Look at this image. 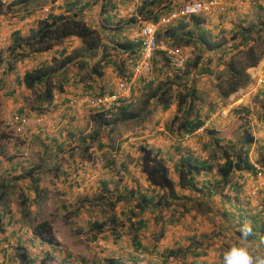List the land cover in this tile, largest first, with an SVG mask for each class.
Instances as JSON below:
<instances>
[{
  "label": "crops",
  "instance_id": "0c3cea01",
  "mask_svg": "<svg viewBox=\"0 0 264 264\" xmlns=\"http://www.w3.org/2000/svg\"><path fill=\"white\" fill-rule=\"evenodd\" d=\"M2 1L9 2L11 0ZM186 1L188 0H139L133 3V0H47V2L45 0H28L21 3L20 6L23 8L21 14H18V12L11 14L12 9L10 13L3 14L0 12V31L4 32L11 29V24L18 22V19L14 17L15 14L21 15L22 19L20 20L26 24V30L30 31V28H33L35 24L37 25L38 19L45 18L49 12L54 14L76 13L88 25L99 30L102 44L107 48L108 45H116L117 42H122L125 39L136 42L133 38L134 33L140 25L152 20V18L143 19V15L139 11L142 5L143 9L152 11L151 15L149 14L150 16L158 14V17H160L178 8ZM219 1L224 6L222 14L220 12L211 15L199 14V21L197 22L192 21L191 16L179 18L174 20L168 28L157 33L159 49L154 52L151 73L134 79L133 95L130 101H135L151 80L154 84L159 82L170 84L171 82H184L186 85L185 87H177L172 91V102L168 109H156L150 116L148 115L147 119L143 113V120L134 119L125 124H119L120 126L114 132L112 138L100 141L103 143L102 146L96 144V146L87 148L76 141L82 134L92 135L94 129L91 115L95 110L91 111L89 108L77 105L70 108L72 110L68 114V112H61L60 108L67 104L69 99L78 94L81 95L86 89H90L94 94L111 92L122 75L110 65L106 67L101 77L92 79H89L85 70L77 64L62 68L57 73L56 83L58 86L54 89L51 100L42 102L43 112L47 114L46 122L27 128L22 136L25 143L17 149L21 152L25 147L27 149L32 148V138H35L38 143L35 144L33 150L38 152V161L31 162L28 160L18 163L13 159L15 151L6 155V158L12 157L10 161L7 160L5 164H3V160L0 161V183L13 185L7 205L0 207L1 222L5 224L4 230L11 235L4 238L2 234H5V232L0 234V264H12L9 261L10 257L3 255V247L11 244L10 237L15 236L18 241L25 239L26 236L17 230L20 226V231L26 233V235H32L37 240V237L30 231L31 229L29 230L24 225V219L22 220L25 205L30 211L29 217L32 216L37 222L41 220L50 222L52 213L56 210V214L60 217V223L54 224L52 221L50 225L67 226V224L75 223L81 217L87 219V221L89 218L91 223L104 220V216H106L105 211L102 210L104 199L113 203L117 202L118 207L122 206V214L118 213L116 220L123 219L127 226L125 228L124 226L122 228L116 226L110 229L107 226L109 230H104L101 235L105 239L109 237V240H111L110 238H113L118 243L124 242L127 244L126 246L131 248L129 258L132 257V260H128V263L223 264V257L220 258L226 250V248L224 250L223 245L219 248L218 257H220L213 258L212 262L208 258H202L203 253L198 256L189 253L190 248L201 252L203 247V244L200 243L201 240L194 242V238H192L191 242V237L196 236L195 226H198V222H202L203 215L205 216L207 213L206 211H200L197 204L191 206L187 201L192 197L196 200L199 199V201H194L196 203H206L204 201L208 199L207 196L215 194V187L220 181L215 171L210 173V170H202L200 171V177H198L200 172L197 174L195 179L197 190L181 189L176 185L177 199L170 206L163 207V210L160 206L153 205H146L143 210L136 209V202L144 195L149 196V193L154 190L146 181L140 168V145L153 148L165 159L174 182H177L175 165L181 157L191 155L196 158H206L202 152V150L205 152V149L208 148V141L202 140V136L206 131H193L178 136L172 134L167 128V125L171 122V117L178 112V91L184 93L195 89L197 102L199 101L195 106V111L201 116L205 111L211 112L201 119H206L210 114L214 115L223 105L231 104V113L236 112L239 114L237 117H242L244 121L246 118L247 125L252 127L251 133L255 135L253 149L255 148L256 152L264 150V120L259 119L260 110L259 112L254 111L260 105V102L258 104L255 98L262 97V94L259 93H262V90L264 92V86L257 92L247 93L248 84L246 87L232 93L228 98L223 99L218 92L213 75L214 71L222 68V62L234 52L233 46L236 39L232 40L231 35L235 32V24L241 23L250 27L259 26L260 22L264 20V0ZM17 7L13 6V8ZM44 8H49V12H45ZM167 30L175 32V35L172 33L173 36H170V34L165 33ZM23 32H25V29H22L20 34ZM177 36L188 38L191 41L188 45L179 46V49L187 56L186 66L175 69L170 66L165 57L163 48H166V45L163 42ZM9 41L10 38L8 37L5 43L8 45ZM80 45L79 39L75 37L68 38L63 44L49 51L28 56V60H26L27 58L24 59L23 65H20L23 66L22 69H19L17 64L10 67L7 63L10 69L5 75L3 73V76L7 79L6 82H3V85H0L2 90L0 95L3 94L7 84L12 85V91L13 89L23 91L26 88L22 83L19 84L18 79L23 76L25 71L37 67L42 62H50L53 57H59L62 52L68 54ZM103 52L101 50L98 57L91 59L89 63L97 61L98 58L102 57ZM115 55L116 57L112 63H120L122 70L131 73L134 64L133 56H130L126 50L122 53L118 48ZM8 60L10 62L9 58ZM5 63H0V67L3 68ZM248 72L251 78L253 75H264V58L256 66L249 68ZM3 76L0 75V80ZM88 84H92L91 87H88ZM18 91H14L9 97H4L9 98L10 105L17 101V110L22 108L20 110L22 112L25 109V101H29V95L26 90L23 95L21 92L19 94ZM121 104L125 103L120 101L116 104L114 110H116V107L120 108ZM243 113L246 114L245 118ZM229 119L231 120V118ZM229 119L216 118L213 127H221L216 129L222 132V135L228 136L231 133L224 134V131L230 128V126H227L230 123ZM59 121L60 123H58ZM234 125L235 123L231 127H234ZM105 127H103L102 132H108L111 129ZM186 135L188 136L185 137ZM209 143H211V140H209ZM70 152H72V155H69ZM82 154H84V157ZM96 155L100 157H95ZM243 173L237 172L238 178L244 179L243 183H247L249 179H255L258 176L250 173L243 176ZM154 191L159 194L163 193V190L158 188ZM24 199H26V202ZM97 200H100V202ZM221 200L222 198L219 197V201ZM95 201H97L96 205L93 204ZM208 201L210 202V199ZM190 203H192L191 200ZM262 203L264 204V198H262ZM184 205L190 208L188 212L184 210ZM96 208L101 212V217L95 219L91 215L96 212ZM212 210L214 209L210 210V214ZM226 211L225 215L235 218L234 221L239 226L244 222L241 219L244 217V211L239 204L234 203L233 212L227 213ZM251 213L250 218L254 214H260V218L263 219V213L255 208ZM122 215H124V218H120ZM161 216H163V219ZM140 219H143L144 224L138 229V242L135 243L130 234L134 231L131 226ZM221 225L223 232L218 234L221 235V238L227 239V236H229L230 245L241 241L240 233L236 229L239 228L238 226L234 227L225 221H221ZM159 226L161 228H158ZM253 228L260 233L258 235V238H260L263 234L260 231V226L257 228L255 225ZM158 229H163L164 233L162 238L156 241L152 233ZM125 235L126 238L123 239ZM54 236L57 242L60 243L62 237L56 232ZM186 238L187 243H185ZM221 248L223 249L221 250ZM150 249H154L152 253L144 251ZM251 249L257 251L254 250V247H251ZM163 250L165 253L167 250H175L183 253V255H173L165 258L160 253ZM139 252L147 254L144 258H140ZM151 255L155 258H150ZM11 259L14 264H20L13 257ZM157 260L159 261L154 262Z\"/></svg>",
  "mask_w": 264,
  "mask_h": 264
},
{
  "label": "trees",
  "instance_id": "16d2710c",
  "mask_svg": "<svg viewBox=\"0 0 264 264\" xmlns=\"http://www.w3.org/2000/svg\"><path fill=\"white\" fill-rule=\"evenodd\" d=\"M28 0H11L9 2H3L0 0V11L3 7H7L9 10L13 6H18V9H23L20 5L22 2ZM143 15V19L152 18L156 20L158 14L150 16L152 11L146 10L145 8L139 9ZM150 14V15H149ZM198 15L191 16L192 21H199ZM134 21V19H133ZM165 33L170 36L175 35V32L167 30ZM173 33V35H172ZM13 44L9 47V59L11 62L9 66L12 67L14 60H19L24 55L30 53H43L59 46L65 42L68 38H77L80 40L81 45L74 48L70 53L62 54L59 57H53L50 62H42L37 67L27 70L23 76L18 79L19 84H23L28 90H35L37 93V103L35 104L38 111L37 114H43L44 106L42 102H49L53 96V91L58 86L56 83L57 73L69 65L74 66L77 64L80 68L84 69L88 78L101 77L107 66H112L113 69H117L121 76V80H130L131 73L122 70L120 63H112L116 57V49H120L123 53L125 50L133 56L134 64L138 59L140 52V45L138 42H130L127 39L122 42H117L116 45H108L104 47L102 44V37L97 28L88 25L85 20L75 14H54L49 12L45 18L38 21L36 27L30 29V33L27 36H21L19 31L13 32L12 35ZM231 39L235 40L236 43L233 46L234 52L222 62V68L215 75V84L221 98L226 99L232 93L236 92L240 88L246 87L252 81L248 69L256 66L264 58V20H262L259 26H246L237 24L235 26V32L231 35ZM158 40V38H157ZM190 39L177 36L167 42H163L166 47H179L181 45H188ZM103 50L102 57L98 58L97 61L89 63L91 59L98 57V53ZM64 53V54H63ZM133 64V65H134ZM87 67V68H86ZM83 78V77H82ZM60 85V84H59ZM92 84H88L91 87ZM186 83L181 82H159L154 84L151 80L146 85L143 92L140 93L139 97L135 101L122 100L120 108L114 105L111 109L101 108L96 110L91 115V119L94 123V134L91 135V140L102 146V131L104 126L111 124H125L126 122L134 119L143 120L142 118H148L156 109L166 110L172 102V91L177 87H185ZM90 90V89H86ZM15 90L13 89V92ZM263 94V90H262ZM194 96L193 91H186L184 93L178 91L177 104L178 112L171 117V122L167 125L168 130L175 135L189 134L198 128L204 119L194 109ZM21 110V109H19ZM18 113H22L18 111ZM144 113V117H142ZM259 119L264 120V100L261 103L260 112L258 114ZM243 118H238L236 126L239 127L243 122ZM97 129H99L97 131ZM232 133L231 128L224 131V134ZM242 139L241 137H239ZM220 138H214V143L211 140L213 148L219 149ZM253 138L251 135L246 134L239 146L233 145L228 146L222 150L221 158L224 159L215 168V174L219 180L226 183L230 182L231 175L237 172H248L250 174L257 175L254 171L252 161L249 156L250 146ZM92 142V143H93ZM229 143H232L231 141ZM215 150H211L209 154L211 157L196 158L191 155L181 157L178 163L175 165V171L177 174V182H174L170 176L169 168L164 158H162L158 152L147 145L139 146V163L142 173L145 176L148 184L155 189L163 190L162 194L155 192L154 190L149 193V196L144 195L141 199L136 202V209L143 210L146 205L153 206H170L176 199L175 186H179L181 189L197 190L196 176L202 170H210L212 168L211 159ZM220 182V181H219ZM234 188L233 184H227ZM36 186V185H34ZM13 185L0 183V207L7 205V200L10 195ZM23 201V199H22ZM26 202V199H24ZM110 201V200H109ZM100 202V201H99ZM188 204L190 200L188 199ZM161 203V204H160ZM200 203V202H198ZM205 205V203H203ZM184 210L188 212L190 208L183 206ZM183 210V212H185ZM182 212V213H183ZM22 220L27 221V226L31 227L32 232L35 236H38L42 241L55 244L57 240L52 234V228L47 220H41L39 222L29 218L30 211L25 205L23 208ZM254 223L260 225V231L264 232V219H261L258 214H254L251 218ZM1 222V217H0ZM143 219H140L136 224L131 226L134 231L130 232L132 239L135 243L138 242L139 232L143 226ZM103 224L98 221H93L90 224V228L87 230L88 235L91 237L96 236L102 230ZM163 229H158L152 233L154 239L158 241L163 236ZM154 249L144 250L149 253ZM193 256L200 255L201 252L193 251L190 252ZM185 254V253H184ZM180 256L183 253L175 250H167L162 257L169 258L170 256ZM15 257L20 264H32L34 259L30 257L25 249H20ZM184 257V256H181ZM114 264H121L118 259L111 258L108 260Z\"/></svg>",
  "mask_w": 264,
  "mask_h": 264
},
{
  "label": "rangeland",
  "instance_id": "374dc122",
  "mask_svg": "<svg viewBox=\"0 0 264 264\" xmlns=\"http://www.w3.org/2000/svg\"><path fill=\"white\" fill-rule=\"evenodd\" d=\"M45 1L47 2V0H45ZM22 10L23 9H21V8L18 9V8L12 7V12H11L7 7H3V10H1L0 12L3 14L10 13V12H11V14H14L13 12H18V14H21ZM222 13H223V11L220 12V14H222ZM71 14H73V15L75 14L77 16L76 13H71ZM113 15H114V12H113ZM14 17H16L18 19V22H16V24H11L12 25L11 29L5 30L4 32L2 30L0 31V45H1L0 63H3V62L5 63V61H6L3 68L0 67V75L1 76H3V73H4V75L6 73H8V69H10V67H8V64H7V63L11 62V60H10V62L8 60V58H9L8 49L13 44V38H14V37H12L13 32L18 30L19 34H20V31L22 29H25V32L21 33L22 35L20 34L21 36H27V33H30L29 30H26V24L20 20V19H22L21 15L15 14ZM39 20H41V19H38V21ZM37 24H38V22H37ZM237 24H241V23H236L235 25H237ZM35 26H37V25L35 24ZM8 37L10 38V41L7 45L5 42H6V40H8ZM36 54H42V53H32V55H36ZM28 56H31V53L29 55H24L19 60H14L13 64L15 66L17 64L19 69H22L23 66H20V65H23V63H24L23 60L26 59ZM26 60H28V58ZM34 63H35V61H34ZM190 64H193V63H190ZM185 66H186V64L184 65V67ZM218 70L214 71V73L218 72ZM4 77L5 76H3L1 78L0 85H3V82H6L5 80L7 78L5 77V79H3ZM9 78H10V76H9ZM214 79H215V75H214ZM14 86H16V84H14ZM263 86L264 85L256 88L255 91L252 90L251 92H257L259 89L263 88ZM25 90L28 91L29 101H27V100L25 101V109L22 110V113L30 115V117L32 119H30V121L26 124L27 126H24V127L14 126L9 122L11 115L18 113L17 112V103H16L17 101L14 103H11V105L9 104L10 100L8 97L13 94L12 85L7 84L5 86V90H4L3 94L0 95V161L3 160V164H5L7 160L10 161V159H12V157L10 158V156L8 157L9 159L6 158V155L12 154L11 153L12 151L16 152L13 155L14 156L13 159H15V161L18 163H21L23 161H28V160L31 162L38 161V152L33 150V147L35 146V144L38 143V141L35 138H32V148L27 149L25 147V149L21 150V152H19V150H17L20 145L22 146L25 143L22 136H23V133L26 131V129L31 128L30 126L33 127V125L35 126V125L44 124L47 120V118H46L47 114L45 112L43 114H37L38 113V111L36 109L37 106H35V104L37 103V93L35 92V90L24 89L23 91H18V89H16L15 91H18L19 94L21 92V94L23 95ZM0 91H2L1 88H0ZM86 91H89L92 93V91H90V90H84L81 94L85 93ZM246 92L247 93L249 92L248 88H247ZM92 94H94V93H92ZM259 94H262V93H259ZM79 95L80 94H78L77 96H74L72 98H76ZM4 96H8V97H4ZM193 96H194L193 113H195V106L199 102V101L197 102L198 98H196L197 92L195 91V89L193 91ZM263 100H264V92L262 94V97L255 98V101L258 104L260 102V105H259V108L258 109L255 108L254 111L259 112V110L261 108V103ZM41 103H42V101H41ZM23 104H24V102H23ZM77 105H81V106H84L86 108H89V109H91V111H93V110L96 111V110L101 109V108H96V107H88V106L80 104L78 102L75 104H70V105L67 102V104L62 106L60 109H61V112H65V113L68 112V114H69L70 111L72 110L70 108H72V107L74 108ZM20 109H22V108H20ZM18 111H20V110L18 109ZM209 113H211V112L210 111L203 112L202 117L206 114H209ZM243 114H244V118H245L246 114L245 113H243ZM238 115L239 114H237L236 112H233L224 118L225 120L231 118V120L229 119L230 123L227 124V126H230V128L232 130V133L230 135H228V136L222 135V132H220L219 130L216 129V128H221V127H213V125H212V127L209 128L208 130H206V133H204L202 136V140L208 141L207 142L208 148L205 149L206 153L202 150L204 156L211 157L209 155V154H211L210 151L215 150V152L213 153V158L211 159V161H213L212 162V168L210 169V171L208 170L210 173L215 171V168L218 166V164H220L222 162V160H224L221 158L222 157L221 156L222 150H224L228 146H233V145L239 146L242 143V140L246 134L251 135L253 138V141L251 142V146H250L251 149L249 152V156L251 158V161L257 162L262 167H264V150L256 152L255 148L253 149V143H254L255 135H253L251 133L252 127L250 125H247V119L246 118H245L246 123L243 120V122H244L243 125L241 123V125L239 127H237L236 122L238 121V118H241L240 116L237 117ZM209 116H211V114ZM213 117H214V119H216V118H219L220 116L214 115ZM236 117H237V119L235 120ZM36 118H42V120L40 122H38V121H36ZM67 118H69V116H67ZM60 121H61V119H60ZM60 121L58 123H60ZM58 123H57V125H58ZM233 123H235V125H234V127H231L233 125ZM92 126L94 128L93 121H92ZM106 127L111 128V129L108 132L102 133V139H105V140L107 138L108 139L112 138L114 132L117 131L118 125L117 124H111L110 126H106ZM224 127H226V126H224ZM98 130L99 129H97V131ZM93 134H94V132L92 133V136H93ZM105 135H106V137H105ZM219 136H221L219 139L220 140L219 144H218L219 149H217V148L214 149L213 146L211 145V143H209V140H213L212 142L214 143L215 142L214 138H217ZM90 137L91 136H89V134L88 135L82 134L80 137H78V139L76 141L81 146H86L87 148L89 146H96L97 143L93 142ZM239 137H241L242 139H240ZM230 141L232 143H229ZM25 150H26V152H25ZM93 152H94V150H93ZM69 155H72V152H70ZM91 155H92V153H91ZM82 156L84 157V154H82ZM97 156L100 157L99 155H96L95 157H97ZM245 174H249V173L244 172L243 176ZM200 175H201V172L199 173L198 177H200ZM255 179H249V181L247 183H243L244 179L238 178L237 171H235L231 175L229 183H226V182L220 180L218 185L215 187V194L214 195L209 194L207 196L208 199L204 201V202H206L205 205H203V203H201V202L200 203L194 202V201H199V199L196 200V199H193L192 197H190V200L192 201V203H190L191 206H194L195 204H197L200 211H203V212L206 211V213H207L205 216L203 214H201V215H203L204 219L202 220V222H198L199 223L198 226H195V228L197 230L196 236L194 235L191 237V242H192V238H194L193 239L194 242H196V240L197 241L201 240L200 243L203 244V247L201 249V253H203L202 258H204V259L208 258L212 262L213 258L218 257L219 252H220L219 248L222 245L224 246V250H225V248L227 249L229 247V245H230L229 236H227V239L226 238L223 239V238H221V235H218V234L223 232V227H221L222 226L221 221H225L226 223L229 222V224H232V226H234V227L238 226L239 227V224H237L234 221V220H236L235 218H232V216L225 215L226 210H227L226 211L227 213L233 212L234 203L236 205L239 204L240 208L243 209V211H244V217L241 218L242 220H244V221L247 220V221L251 222L252 225L253 226L256 225L257 228L260 226L258 223L257 224L254 223L252 221V219L250 218V216L252 214L251 211L254 210V208H255L259 212L263 213V219H264V204L262 203V198H264V174L258 175ZM227 184H233V186H235V187L229 188L231 186L227 185ZM204 195L206 196L205 192H204ZM219 197L222 198L221 201H219ZM209 199H210V202L208 201ZM97 201L99 202L100 200H97ZM97 201L93 202V204L96 205ZM103 203H104L103 204L104 207H102V210L105 211L106 216H104L105 219L104 220L102 219L101 222L97 220L99 223H102L103 226L101 227L102 230L100 231V233L97 234L96 236L91 237V235H88L87 230L90 228L91 222H90L89 218L87 221V219H85L83 217L76 220L75 223H72L70 225L67 224V226H61L60 224L51 226L53 236H54V233L56 232L62 237L61 242L60 243L57 242L55 244L43 242L42 239L38 236H36L37 237V240H36V238L32 237V235H26V233H23L22 231H20V227H21L20 226L19 228H17V230L20 233H22V235H25L26 236L25 239L27 238V240L23 239V241H18V240H16L15 236L10 237L11 238V242H10L11 244L3 247V252H4L3 255L9 256L10 257L9 261L12 264H14V263L12 262L11 258L13 257L14 260H17V258L15 257V254H17V252H19L20 249H25L31 258L32 257L35 258L34 263H32V264H114V263H111V261L110 262L108 261L111 258L118 259L121 262V264H131V263L127 262L128 260H132V257L129 258V254H130L129 250H131V248L126 246L127 245L126 243H124V242L118 243L117 241L113 240V238H110L111 240H109V237L107 239H105L104 236L101 235V233L108 228L110 229V228L116 227V226L117 227L119 226L120 228H122V226H124V228H125L127 226L126 222H124L123 219L116 220L118 218L117 214L118 213L122 214V206L118 207L117 202L113 203L112 201H109L107 199H104ZM160 208H161V210H163L162 206H160ZM211 209H214V210H212V212L210 214ZM137 210H139V209H137ZM100 214H101V212L99 211L98 208H96V212L94 214H92L91 217H95V219L97 217L100 218L101 217ZM258 216H260V214H258ZM29 218L36 221L32 216ZM120 218H124V215H122V217H120ZM161 218L163 219V216H161ZM52 221L54 224L60 223V217L58 216V214H56V210L53 211L52 218H50L49 223H51ZM3 222H4V220H3ZM23 222H24V225L30 230L31 227L27 226V221L23 220ZM4 225H5L4 223L0 222V234H2V232H5V230H4L5 226ZM164 225H166V224L164 223ZM107 226H108V228H107ZM158 228H161V227L159 226ZM236 229L238 230V228H236ZM30 231L32 232V230H30ZM7 234L8 233L5 232V234H2V236L4 238H7L6 236L10 235V234H8V235ZM188 235H190V233H188ZM258 235H260V233L255 228H253V235L251 237H249V239H248L249 242L248 241H245V242L248 244L250 249H251V247H254V250H257V251L264 250V232L260 238H258ZM29 236H31V237H29ZM195 237H197V238H195ZM125 238H126V235L123 237V239H125ZM99 241L101 242V244L99 243ZM180 241H181V239H180ZM187 242H188V240L186 238L185 243H187ZM189 242H190V239H189ZM222 249L223 248H221V250ZM194 250H196V249L190 248L189 253L193 252ZM164 252L165 251L163 250L160 253L163 255ZM141 253L147 254L145 252H139V254H141ZM157 253H159V252H157ZM222 257H223V255H221L220 258H222ZM158 261L159 260L154 261V262H158Z\"/></svg>",
  "mask_w": 264,
  "mask_h": 264
},
{
  "label": "built area",
  "instance_id": "2783aa9c",
  "mask_svg": "<svg viewBox=\"0 0 264 264\" xmlns=\"http://www.w3.org/2000/svg\"><path fill=\"white\" fill-rule=\"evenodd\" d=\"M139 0H133V3ZM224 6L219 0H188L178 8L173 9L166 15L158 17L156 20H150L140 25L134 33V40L140 45V52L136 63L132 68L130 80H118L113 90L105 94H92L89 91L79 95L76 98L69 99L68 103H80L88 107L111 109L114 105L122 100H129L133 95V81L136 77L148 75L152 70V58L154 52L159 49L157 42V33L168 28L176 19L199 15V14H217L223 10ZM45 12H49V8H44ZM120 13H122L120 11ZM165 57L172 68L178 69L186 64L187 56L179 49V47L163 48ZM252 81L248 86L249 92L255 91L256 88L264 85V75H253ZM232 111V105L226 104L222 106L214 115L227 117ZM214 115L204 119V122L196 128L195 132H205L214 124ZM32 119L30 115L23 113H15L11 115L9 122L14 126H27L26 124ZM42 118H36L40 122ZM186 135L185 137H187ZM254 171L258 175L264 174V167L259 163L252 161ZM101 244V242L99 241ZM140 258H144L145 254L141 253ZM155 258V256H149Z\"/></svg>",
  "mask_w": 264,
  "mask_h": 264
},
{
  "label": "clouds",
  "instance_id": "9594fccd",
  "mask_svg": "<svg viewBox=\"0 0 264 264\" xmlns=\"http://www.w3.org/2000/svg\"><path fill=\"white\" fill-rule=\"evenodd\" d=\"M241 241L231 244L223 253V264H264V250L253 251L245 241L253 235V225L244 221L238 228Z\"/></svg>",
  "mask_w": 264,
  "mask_h": 264
}]
</instances>
